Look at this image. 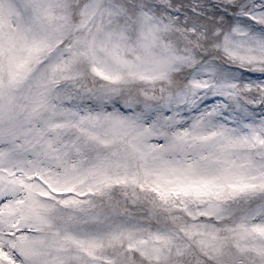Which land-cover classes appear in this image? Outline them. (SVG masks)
Wrapping results in <instances>:
<instances>
[{"label":"snow or ice","instance_id":"1","mask_svg":"<svg viewBox=\"0 0 264 264\" xmlns=\"http://www.w3.org/2000/svg\"><path fill=\"white\" fill-rule=\"evenodd\" d=\"M0 264H264V0H0Z\"/></svg>","mask_w":264,"mask_h":264}]
</instances>
